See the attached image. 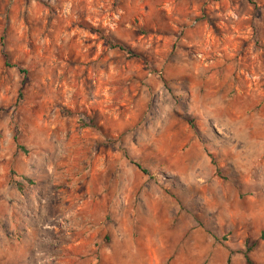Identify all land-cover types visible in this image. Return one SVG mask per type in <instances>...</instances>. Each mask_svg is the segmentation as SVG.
<instances>
[{"label":"rangeland","instance_id":"1","mask_svg":"<svg viewBox=\"0 0 264 264\" xmlns=\"http://www.w3.org/2000/svg\"><path fill=\"white\" fill-rule=\"evenodd\" d=\"M245 249L264 264V0H0V264Z\"/></svg>","mask_w":264,"mask_h":264},{"label":"trees","instance_id":"2","mask_svg":"<svg viewBox=\"0 0 264 264\" xmlns=\"http://www.w3.org/2000/svg\"><path fill=\"white\" fill-rule=\"evenodd\" d=\"M118 47H120V45H117ZM4 57L7 58V55L4 54ZM132 163H134L133 161H130ZM139 169H141L140 165L137 164V163H134ZM243 255H244V258H245V261L247 264H256L253 259L250 257L249 255V250L248 249H245L244 252H243Z\"/></svg>","mask_w":264,"mask_h":264}]
</instances>
